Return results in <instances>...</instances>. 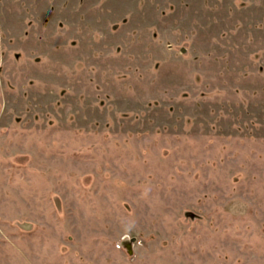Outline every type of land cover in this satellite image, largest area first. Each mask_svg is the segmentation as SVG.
Instances as JSON below:
<instances>
[{
	"label": "rangeland",
	"instance_id": "rangeland-1",
	"mask_svg": "<svg viewBox=\"0 0 264 264\" xmlns=\"http://www.w3.org/2000/svg\"><path fill=\"white\" fill-rule=\"evenodd\" d=\"M0 264H264V0H0Z\"/></svg>",
	"mask_w": 264,
	"mask_h": 264
},
{
	"label": "clouds",
	"instance_id": "clouds-1",
	"mask_svg": "<svg viewBox=\"0 0 264 264\" xmlns=\"http://www.w3.org/2000/svg\"><path fill=\"white\" fill-rule=\"evenodd\" d=\"M124 231L127 234L128 232L132 231V229L135 227L134 221H129L123 225Z\"/></svg>",
	"mask_w": 264,
	"mask_h": 264
}]
</instances>
